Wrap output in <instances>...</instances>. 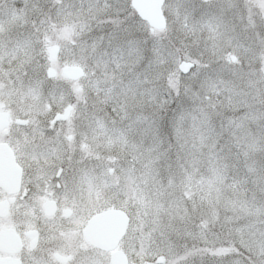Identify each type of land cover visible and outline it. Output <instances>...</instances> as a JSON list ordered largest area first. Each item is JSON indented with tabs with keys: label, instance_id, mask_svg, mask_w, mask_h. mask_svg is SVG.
Listing matches in <instances>:
<instances>
[{
	"label": "rangeland",
	"instance_id": "1",
	"mask_svg": "<svg viewBox=\"0 0 264 264\" xmlns=\"http://www.w3.org/2000/svg\"><path fill=\"white\" fill-rule=\"evenodd\" d=\"M248 1L252 2V10L243 5L241 11L246 8L253 14L264 15V0ZM7 6L8 11L0 13V37L4 33L9 37L8 43L4 38L0 42V55L8 47L14 57H20L18 65L8 70V96L12 100L25 99L28 109H46L49 105L51 110L60 113L68 105L72 107L69 122L61 125V142L67 143L66 136H72L69 147L74 148L72 157L77 163L91 158L93 172L84 170L82 175L106 179L109 190L118 189L127 195L123 209L131 222L126 236L132 237L135 232L142 255L159 258L169 246L183 245L193 209L203 208L210 213L209 200L218 195L217 189L241 200L245 194L251 196V182L244 184L247 168L255 166L256 145L251 138L241 140L230 156L227 149L222 153L219 145L212 148L209 141L206 151L211 154L212 163L207 165L191 155L178 154L175 142L169 150V142L165 140L161 151L153 140L150 123L130 114V108L126 109L123 101L115 108L112 106L117 98L119 76L114 79L92 48L85 51V41L90 44L93 37L107 34L87 33L89 29H96L95 7L81 9L78 0H11ZM41 10L49 11V18L41 19ZM218 12L210 22L205 21L217 51L225 58L234 55L243 63H250L254 58L252 48L258 41L252 33H245L247 29L239 14L232 9ZM233 30L236 33H231ZM57 41L62 43L60 62L80 67L84 72L82 79L45 82L49 64L44 57L49 56L48 50ZM39 55L43 56L41 61ZM239 67L240 64L226 66ZM236 84L249 93L246 98L253 103L254 90L248 84V76H238ZM121 92L128 90L121 89ZM128 95L131 97L134 93L128 92ZM105 109L111 117H89L92 111ZM169 155L170 162L166 159ZM96 163L99 167L103 165L99 172L94 171L98 168Z\"/></svg>",
	"mask_w": 264,
	"mask_h": 264
},
{
	"label": "snow or ice",
	"instance_id": "2",
	"mask_svg": "<svg viewBox=\"0 0 264 264\" xmlns=\"http://www.w3.org/2000/svg\"><path fill=\"white\" fill-rule=\"evenodd\" d=\"M102 7L95 21L107 34L93 37L90 44L85 41V51L92 48L114 79L119 76L112 106L123 101L130 114L150 123L161 151L165 140L169 150L175 142L178 154L210 165L209 141L222 153L227 149L229 156L241 140L251 138L256 145L255 166L247 168L244 179L253 186L251 196L241 200L217 189L218 195L209 200L210 213L193 209L186 242L162 250L165 264H264V15L231 5L258 41L248 70H237L226 65L243 61L234 55L225 59L205 24L223 8L220 3H160L159 25L137 9L135 0H103ZM243 75L254 90L253 103L236 84ZM125 88L134 95L121 92ZM166 159L170 162L171 156Z\"/></svg>",
	"mask_w": 264,
	"mask_h": 264
},
{
	"label": "flooded vegetation",
	"instance_id": "3",
	"mask_svg": "<svg viewBox=\"0 0 264 264\" xmlns=\"http://www.w3.org/2000/svg\"><path fill=\"white\" fill-rule=\"evenodd\" d=\"M9 1L0 0V13L8 11ZM214 1L208 0L222 4L223 8L219 10L222 12L230 11L233 3L248 8L252 5L248 0ZM109 2L115 3V0ZM168 2L163 0V3ZM194 2L199 3V0ZM78 3L84 10L95 7L94 18L104 12L103 0H99V6L98 0H78ZM49 14V11L41 10V19L49 18ZM164 15L171 20L168 9ZM95 25L96 29H89L87 33H107V28L102 30L97 23ZM8 37L9 34L4 33L0 42L8 43ZM56 37L60 38L59 35ZM61 49L62 43L57 41L48 50L49 56L44 57L45 63L49 64L46 71L53 72L52 78H47L45 71V82H71L60 74L61 69L68 66L60 62ZM0 57V264H110L115 252L124 256L126 264H163L164 260L160 262L156 257L141 254L135 232L132 237L126 236L131 222L123 209L127 195L118 189L109 190L106 179L82 175L84 170L92 171L91 158L77 163L72 157L74 148L69 147L72 136H66L67 143L61 142V125L69 122L70 114L66 120H54L58 112L51 110L49 105L46 109H28L25 99L12 100L8 96V70L18 65L20 57H14L8 47ZM39 57L41 61L43 56ZM37 63L40 65L39 61ZM249 64L245 62L239 68L243 66L248 70ZM96 116L111 117L108 109L89 113V117ZM8 160L18 170V181L13 190L8 186ZM102 164L99 167L96 163L98 168L94 171L103 169ZM111 209L122 210L128 217V224L114 248L108 250L104 247L108 244L107 230L104 234L101 228V242L96 245L97 230L88 237L85 229L90 220Z\"/></svg>",
	"mask_w": 264,
	"mask_h": 264
},
{
	"label": "water",
	"instance_id": "4",
	"mask_svg": "<svg viewBox=\"0 0 264 264\" xmlns=\"http://www.w3.org/2000/svg\"><path fill=\"white\" fill-rule=\"evenodd\" d=\"M163 0H135L136 7L142 14L151 17L154 24L159 25V5ZM62 76L69 80H78L83 77V71L76 66H68L62 69ZM53 73L51 70H47V77L51 78ZM70 107L67 106L62 114L55 116L54 120H66L69 116ZM18 181V170L8 160V186H12V190ZM10 189V187H8ZM128 219L121 211L110 210L103 214H100L88 223L85 234L90 237L93 230H97V241L94 242L96 245H100L101 239V228L103 233L107 230L108 244L105 243L104 247L111 250L117 240L123 235ZM103 226V227H101ZM158 261L162 262L163 257H159ZM111 264H125L124 257L118 252L111 256Z\"/></svg>",
	"mask_w": 264,
	"mask_h": 264
},
{
	"label": "bare ground",
	"instance_id": "5",
	"mask_svg": "<svg viewBox=\"0 0 264 264\" xmlns=\"http://www.w3.org/2000/svg\"><path fill=\"white\" fill-rule=\"evenodd\" d=\"M163 3V2H162Z\"/></svg>",
	"mask_w": 264,
	"mask_h": 264
}]
</instances>
